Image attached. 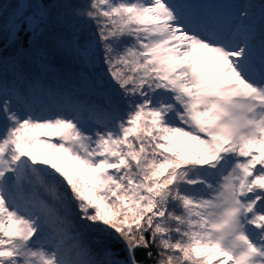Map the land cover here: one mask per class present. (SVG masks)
<instances>
[{
  "label": "snow or ice",
  "instance_id": "1",
  "mask_svg": "<svg viewBox=\"0 0 264 264\" xmlns=\"http://www.w3.org/2000/svg\"><path fill=\"white\" fill-rule=\"evenodd\" d=\"M10 7L0 264H264V0Z\"/></svg>",
  "mask_w": 264,
  "mask_h": 264
},
{
  "label": "trees",
  "instance_id": "2",
  "mask_svg": "<svg viewBox=\"0 0 264 264\" xmlns=\"http://www.w3.org/2000/svg\"><path fill=\"white\" fill-rule=\"evenodd\" d=\"M3 4H4V8L6 9L7 6H6L5 2H4V0H3ZM194 7H197V8H206V7H208V5L207 4H204V3H202L201 5H199V2H198V3H196L194 5ZM8 8H9V5H8ZM12 11H13L12 7L9 10H4L3 11V15L6 16V17H10ZM81 27H82V30L85 33V35L89 34L91 31L94 30L90 26H83L82 25Z\"/></svg>",
  "mask_w": 264,
  "mask_h": 264
},
{
  "label": "rangeland",
  "instance_id": "3",
  "mask_svg": "<svg viewBox=\"0 0 264 264\" xmlns=\"http://www.w3.org/2000/svg\"><path fill=\"white\" fill-rule=\"evenodd\" d=\"M4 2H5V4H6V6H7V8L5 9L4 8V10H9L11 7H10V3H11V0H4ZM202 3H199V5H201ZM8 5H9V8H8Z\"/></svg>",
  "mask_w": 264,
  "mask_h": 264
}]
</instances>
